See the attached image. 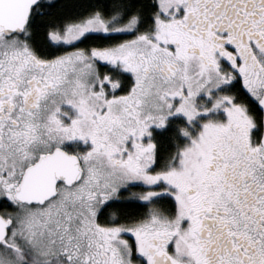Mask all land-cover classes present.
Instances as JSON below:
<instances>
[{"label": "snow or ice", "instance_id": "6c2138e0", "mask_svg": "<svg viewBox=\"0 0 264 264\" xmlns=\"http://www.w3.org/2000/svg\"><path fill=\"white\" fill-rule=\"evenodd\" d=\"M0 264H264V0H0Z\"/></svg>", "mask_w": 264, "mask_h": 264}]
</instances>
